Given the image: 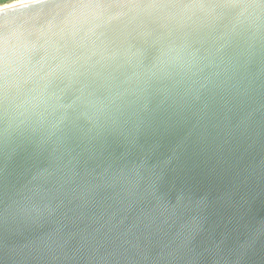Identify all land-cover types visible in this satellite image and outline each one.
I'll use <instances>...</instances> for the list:
<instances>
[{"label": "clouds", "instance_id": "clouds-1", "mask_svg": "<svg viewBox=\"0 0 264 264\" xmlns=\"http://www.w3.org/2000/svg\"><path fill=\"white\" fill-rule=\"evenodd\" d=\"M262 39L264 0H0V155L25 161L0 184V264H247L264 128L231 115L255 101L228 64Z\"/></svg>", "mask_w": 264, "mask_h": 264}, {"label": "water", "instance_id": "water-1", "mask_svg": "<svg viewBox=\"0 0 264 264\" xmlns=\"http://www.w3.org/2000/svg\"><path fill=\"white\" fill-rule=\"evenodd\" d=\"M17 15L22 16L23 13ZM228 72L249 86L248 90L255 101L250 107L234 109L231 115L242 127L264 128V39L237 43L231 50ZM235 155L239 158L245 154L243 149H240ZM6 163L4 157L0 155V184L8 178L9 172L23 167L25 161L22 157L16 156L8 163L7 168L5 167ZM194 175L197 179H203L198 175V170L194 172ZM205 183L208 184L207 181ZM211 186L220 187L222 185L217 179L211 183ZM221 194L223 195V204L210 210L209 230L204 238L206 245L213 241L219 242L221 233L226 230L225 226L231 215L227 207V194L223 192ZM228 227L230 228L231 225ZM233 239L238 240L240 244L245 242L238 233H233ZM247 264H264V248L259 245L250 248Z\"/></svg>", "mask_w": 264, "mask_h": 264}]
</instances>
